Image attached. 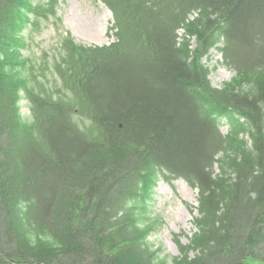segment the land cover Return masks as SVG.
Masks as SVG:
<instances>
[{
	"label": "trees",
	"instance_id": "trees-1",
	"mask_svg": "<svg viewBox=\"0 0 264 264\" xmlns=\"http://www.w3.org/2000/svg\"><path fill=\"white\" fill-rule=\"evenodd\" d=\"M100 1L113 43L59 37L49 90L22 51L57 0H0V264H264V0ZM164 172L199 194L176 257L147 240Z\"/></svg>",
	"mask_w": 264,
	"mask_h": 264
},
{
	"label": "rangeland",
	"instance_id": "rangeland-1",
	"mask_svg": "<svg viewBox=\"0 0 264 264\" xmlns=\"http://www.w3.org/2000/svg\"><path fill=\"white\" fill-rule=\"evenodd\" d=\"M48 0H34V3H46ZM56 15L60 22L55 24L52 18L41 21L38 28L24 31L26 48L22 56L27 58L34 67V75L43 83L44 88L53 89L59 85V80L52 70L53 58L58 56L59 37L68 32L75 42L84 45H108L114 41L112 13L100 0H57ZM196 16L193 12L190 19ZM183 30L177 33L180 38ZM192 39V47H195ZM218 43L209 53L202 57L201 63L209 70V81L213 87L220 88L230 81L234 72L227 69L223 63ZM59 57V56H58ZM56 57V59H58ZM19 107L21 116L30 119L29 103L23 97ZM77 120V119H76ZM220 133L228 134L230 127L225 119H219ZM247 139V137H245ZM214 172L218 173L217 166ZM159 176L150 198L147 200V215L155 220L157 226L148 234L147 240L154 248L162 249V254L168 257L181 256L180 245L189 244L196 232L194 220L198 216V189L188 185L182 178ZM195 191V193H194ZM194 200V204L190 202ZM258 254V253H257ZM193 257V252L189 253Z\"/></svg>",
	"mask_w": 264,
	"mask_h": 264
},
{
	"label": "bare ground",
	"instance_id": "bare-ground-1",
	"mask_svg": "<svg viewBox=\"0 0 264 264\" xmlns=\"http://www.w3.org/2000/svg\"><path fill=\"white\" fill-rule=\"evenodd\" d=\"M194 193H195V191H194ZM190 202H192L194 204V200L193 199Z\"/></svg>",
	"mask_w": 264,
	"mask_h": 264
}]
</instances>
